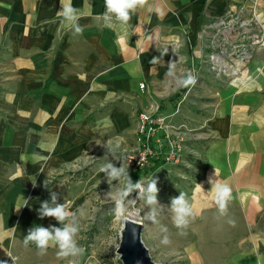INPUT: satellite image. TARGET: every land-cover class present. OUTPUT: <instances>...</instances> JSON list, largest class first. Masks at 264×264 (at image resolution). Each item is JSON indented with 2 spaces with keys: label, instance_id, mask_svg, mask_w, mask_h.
<instances>
[{
  "label": "crops",
  "instance_id": "obj_1",
  "mask_svg": "<svg viewBox=\"0 0 264 264\" xmlns=\"http://www.w3.org/2000/svg\"><path fill=\"white\" fill-rule=\"evenodd\" d=\"M71 3L81 35L57 14L60 0H0V264H61L56 248L40 255L23 245L29 228L61 226L39 218L51 191L58 203L66 199L59 186L43 193L44 181L89 166L109 141L126 148L135 112L182 93L177 81L207 64L213 22L234 12L264 26V0H145L112 28L102 19L104 0ZM207 75L196 118L202 135L211 132L207 169L188 198L195 215L187 229L203 264H264V50L238 79ZM210 180L232 188L225 215Z\"/></svg>",
  "mask_w": 264,
  "mask_h": 264
},
{
  "label": "rangeland",
  "instance_id": "obj_2",
  "mask_svg": "<svg viewBox=\"0 0 264 264\" xmlns=\"http://www.w3.org/2000/svg\"><path fill=\"white\" fill-rule=\"evenodd\" d=\"M251 19L257 22L255 18ZM257 23L252 24L255 33L264 31V26L258 27ZM250 40L252 43H248L246 49L248 54L243 55L246 58L241 65L239 64L235 74L217 77L211 72L209 66L201 61L194 69L195 82L184 86L182 93L179 91L181 94L179 92L169 94L154 109L159 107L155 111V118L165 117L166 121L178 131V135H175L178 139L180 138V150L177 153L181 160L179 163H166V149L163 146L159 156L151 159L147 167L135 169L136 167L128 166V171L130 178L136 181L141 180L145 182V185L151 178L157 179L159 204L152 205L151 208L156 211L158 223L147 219V214L151 210L150 206L145 199L138 198L137 192H133L125 200V209L128 214L121 219L116 212V203L123 181L108 182L104 173L100 171L108 161L119 167L122 162L120 160H123L127 167L125 157L128 152L138 147L139 116L145 110L135 112L137 123L135 134L130 138L126 148H120L114 152L115 157L105 151L93 152V161L89 166H79L68 170L63 176H52L49 179L47 183L49 188H46L43 193H47L48 189L56 186L62 187L66 193L64 204L67 208L71 211L82 208L85 213L79 217L80 231L76 237L83 251L78 256L66 257L61 264H123L117 250L121 241L120 231L125 219L144 224L143 242L156 263L203 264L202 256L196 246V239L191 237L188 229L184 230L186 235L180 234V230L172 222L168 206H170L171 198L179 196L180 192L185 193L187 198L191 197L207 169L206 140L210 138L211 132L208 134L206 132L207 136L202 135L204 129L198 128L196 123L197 114L201 112L197 109V101L200 100L198 92L201 90L198 85H200L201 77L203 75L209 77L207 75L209 73L216 79L226 82L242 77L256 53L264 50V40L262 43H256L253 38ZM207 51L208 55L212 50L208 47ZM40 193H34L31 197H38ZM161 226L167 227L166 234L160 232ZM164 235H167L170 240L167 245L161 243ZM9 259L10 261L16 260L13 256H9Z\"/></svg>",
  "mask_w": 264,
  "mask_h": 264
},
{
  "label": "clouds",
  "instance_id": "obj_3",
  "mask_svg": "<svg viewBox=\"0 0 264 264\" xmlns=\"http://www.w3.org/2000/svg\"><path fill=\"white\" fill-rule=\"evenodd\" d=\"M144 3L145 0H104L105 10L102 13V19L105 27L112 28L115 23L127 24L131 19L132 13L138 7L143 6ZM60 5L61 8L57 11V14L67 24L73 35H81L84 29L79 23V20L82 18L80 10L73 6L71 0H60ZM156 60L157 58H153L150 63ZM171 74L170 71L169 75ZM194 82L195 77L189 74L185 79L178 80L177 84L187 86ZM105 147L114 156L115 149L110 141L106 143ZM120 161L122 162L119 167L108 161L100 169L108 182L123 181L116 203L117 214L121 219L128 214L125 209V200L130 194L137 192L138 198L145 199L146 203L150 206L151 210L147 214V219L153 223H158L156 211L154 208H151L152 205L159 204L157 199L159 192L157 179L151 178L146 185L141 180L133 182L130 178L128 165L125 167L124 161ZM210 182L212 183L211 192L214 193V202L218 211L221 215H225L228 202L232 198V188L225 183H214L212 180ZM32 184L33 187L37 186L35 177L32 179ZM44 187L49 188L46 180L44 181ZM58 199L59 193L51 191L50 200L41 202L38 215L41 219L45 217L54 218L61 226H33L27 230V235L23 237V245L25 247H28L30 244L35 245L40 255L46 254L50 247H54L57 249L58 258L75 257L83 251L78 245L76 237L80 231L79 217H82L85 213L82 208L76 211L69 210L64 203H58ZM168 208L171 212L174 226L180 230L181 235H186L184 230L187 229L190 218L195 215L194 208L186 197V194L180 192L179 196L172 197ZM160 232L166 234L168 232L167 227L161 226ZM161 243L165 245L170 243L167 235L163 236Z\"/></svg>",
  "mask_w": 264,
  "mask_h": 264
},
{
  "label": "built area",
  "instance_id": "obj_4",
  "mask_svg": "<svg viewBox=\"0 0 264 264\" xmlns=\"http://www.w3.org/2000/svg\"><path fill=\"white\" fill-rule=\"evenodd\" d=\"M253 23L257 22L251 18H241L232 12L226 18L209 25L208 29L211 35L208 36V41L209 49L212 51L208 53V58L205 61L214 75L218 77L235 74L238 66L246 58L243 55L248 54L246 49L247 44L252 43L250 39L253 38L256 43L263 42L264 31L255 33ZM256 25L262 27L259 23ZM140 88L145 91L148 86L142 82ZM158 109L159 107L156 110L144 111L140 114L138 147L128 152L125 157L129 167H136L135 169L147 167L151 159L159 156L163 146L166 149V163H179L181 160L177 153L180 150V138L178 139V136L175 135H178V131L166 121L165 117L155 118V111Z\"/></svg>",
  "mask_w": 264,
  "mask_h": 264
},
{
  "label": "water",
  "instance_id": "obj_5",
  "mask_svg": "<svg viewBox=\"0 0 264 264\" xmlns=\"http://www.w3.org/2000/svg\"><path fill=\"white\" fill-rule=\"evenodd\" d=\"M143 230V223L131 219L124 220L117 250L123 264H159L152 259L143 242Z\"/></svg>",
  "mask_w": 264,
  "mask_h": 264
},
{
  "label": "trees",
  "instance_id": "obj_6",
  "mask_svg": "<svg viewBox=\"0 0 264 264\" xmlns=\"http://www.w3.org/2000/svg\"><path fill=\"white\" fill-rule=\"evenodd\" d=\"M131 179H132V181H133V182H135V181H136V179H134V178H131Z\"/></svg>",
  "mask_w": 264,
  "mask_h": 264
}]
</instances>
